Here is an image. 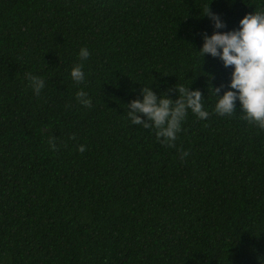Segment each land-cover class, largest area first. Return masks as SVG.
<instances>
[{"label": "trees", "instance_id": "obj_1", "mask_svg": "<svg viewBox=\"0 0 264 264\" xmlns=\"http://www.w3.org/2000/svg\"><path fill=\"white\" fill-rule=\"evenodd\" d=\"M257 3L0 0V264H257L264 129L238 103L213 112L231 66L195 52L213 31L207 5L227 31ZM144 86L173 102L199 90L210 115L188 111L161 144L126 116Z\"/></svg>", "mask_w": 264, "mask_h": 264}, {"label": "clouds", "instance_id": "obj_2", "mask_svg": "<svg viewBox=\"0 0 264 264\" xmlns=\"http://www.w3.org/2000/svg\"><path fill=\"white\" fill-rule=\"evenodd\" d=\"M211 22L212 33L201 34V46L195 51L200 61L207 54L217 58L222 66H231L229 80L225 90L214 88L215 102L212 107L216 115H232L236 104L244 118L257 127L264 129V0L258 3L250 13L238 20L237 27L227 31L224 23L209 11L208 5L203 15ZM79 57L84 60L90 55L85 47L80 48ZM74 83L84 80L82 66L77 64L69 70ZM29 86L33 93L39 94L44 81L28 74ZM176 100L173 102L163 92L157 96L149 86L140 89V99L131 100L126 105V116L132 125L151 128L161 144L172 147L181 131V124L188 111L198 119L206 120L210 115L202 103L199 90L189 91L188 87L179 86L175 89ZM221 93V94H218ZM79 103L90 106L91 100L87 93L79 90L76 93ZM143 117V119H141ZM50 147L55 148L54 138ZM78 151L85 150L84 145ZM187 153H181V159ZM257 264H264V256H256Z\"/></svg>", "mask_w": 264, "mask_h": 264}]
</instances>
